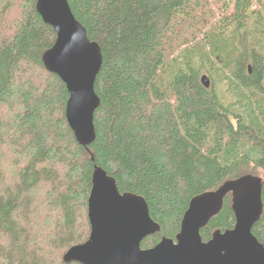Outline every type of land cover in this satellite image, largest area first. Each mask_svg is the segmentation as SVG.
<instances>
[{"label": "trees", "instance_id": "trees-1", "mask_svg": "<svg viewBox=\"0 0 264 264\" xmlns=\"http://www.w3.org/2000/svg\"><path fill=\"white\" fill-rule=\"evenodd\" d=\"M68 1L103 53L88 148L43 63L54 27L37 0H0V264H81L64 255L89 238L95 166L146 199L161 230L143 248L226 181L263 178L264 201V0ZM235 223L229 195L202 238ZM253 233L264 244V212Z\"/></svg>", "mask_w": 264, "mask_h": 264}, {"label": "water", "instance_id": "water-1", "mask_svg": "<svg viewBox=\"0 0 264 264\" xmlns=\"http://www.w3.org/2000/svg\"><path fill=\"white\" fill-rule=\"evenodd\" d=\"M36 7L56 32L43 63L66 84L67 121L78 142L88 148L96 138L94 116L101 104L95 91L103 64L101 46L89 38L68 0H37ZM202 82L211 84L206 74ZM262 189L263 178L248 174L199 194L190 201L175 238L164 236L155 246L143 248L142 242L161 230L146 199L133 192L122 193L116 179L97 167L88 200L89 238L70 247L64 260L81 264H264V244L253 233L264 212ZM229 195L234 227L218 229L204 241L201 230L221 212Z\"/></svg>", "mask_w": 264, "mask_h": 264}, {"label": "bare ground", "instance_id": "bare-ground-1", "mask_svg": "<svg viewBox=\"0 0 264 264\" xmlns=\"http://www.w3.org/2000/svg\"><path fill=\"white\" fill-rule=\"evenodd\" d=\"M37 8V7H36ZM42 17V16H41ZM43 19V18H42ZM45 22V21H44ZM69 124V123H68ZM70 126V125H69ZM71 128V130L73 131V133H74V135H75V131L73 130V128L72 127H70ZM95 130H96V128H95ZM76 137V136H75ZM77 139V138H76ZM96 139V138H95ZM78 141V140H77ZM95 141V140H94ZM87 148V147H86ZM98 166H95V168H94V171H95V169L97 168ZM138 196H140V195H138Z\"/></svg>", "mask_w": 264, "mask_h": 264}, {"label": "rangeland", "instance_id": "rangeland-1", "mask_svg": "<svg viewBox=\"0 0 264 264\" xmlns=\"http://www.w3.org/2000/svg\"><path fill=\"white\" fill-rule=\"evenodd\" d=\"M10 13V12H9Z\"/></svg>", "mask_w": 264, "mask_h": 264}]
</instances>
